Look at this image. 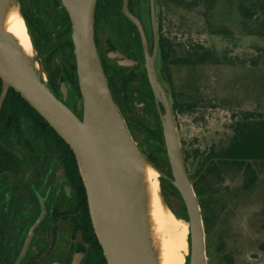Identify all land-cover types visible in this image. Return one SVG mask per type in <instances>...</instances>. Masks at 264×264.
<instances>
[{
    "label": "rangeland",
    "instance_id": "obj_1",
    "mask_svg": "<svg viewBox=\"0 0 264 264\" xmlns=\"http://www.w3.org/2000/svg\"><path fill=\"white\" fill-rule=\"evenodd\" d=\"M16 1L23 19H36L43 32L30 30L24 19L31 42L25 58L49 89L81 117L82 98L72 69L70 19L61 0ZM182 1L154 0L158 36L172 44L177 56L202 47L213 51L217 60L196 65H161L156 56L155 65L176 104L173 120L185 157L184 168L198 181L203 174V160L212 150L228 144L233 124L246 112L251 113V121L258 113H264V35L248 32L255 29V20L241 22L240 0H215L209 10L205 0ZM190 2L193 4L188 6ZM119 8L118 0H99L96 46L106 77L116 82L114 101L137 150L141 169L151 183L155 182L151 202L147 205L145 199L141 204L151 247L156 255L154 240L171 239L178 245L179 256L185 257L189 232L185 204L158 158L163 144L150 136L149 129H159L162 124L143 86L144 58L141 60L136 52L133 29L125 22L117 24L120 27L114 25L117 18L112 15ZM134 8L151 44L148 0H140ZM223 27L229 30L228 35L212 32ZM123 60L132 62L123 64ZM131 74L132 79L125 83L123 79ZM187 104L189 108H182ZM26 125L21 124L23 131ZM27 138L35 152L14 133L3 137L4 144L21 160L18 173L0 174V211L9 218L11 234L6 257L10 264H17L15 258L25 237L31 234L30 255L36 258L33 264H63L70 261L73 250H69L70 223L63 221L59 213L68 211L74 195L63 175L58 153L46 151L41 141ZM147 139L149 144L145 143ZM148 145L156 155L154 164L141 153ZM247 179L242 170L231 168L222 170L219 177L207 175L209 190L204 193L208 194L199 204L200 208L206 207L210 223L205 238L207 264H224L223 255L232 256L231 264H264V251L259 248L264 242V182L259 178L245 187ZM76 247L82 252L80 264H92L88 246L79 241Z\"/></svg>",
    "mask_w": 264,
    "mask_h": 264
},
{
    "label": "water",
    "instance_id": "obj_2",
    "mask_svg": "<svg viewBox=\"0 0 264 264\" xmlns=\"http://www.w3.org/2000/svg\"><path fill=\"white\" fill-rule=\"evenodd\" d=\"M148 3L151 49L143 22L130 12L128 0H122L121 9L140 36L146 77L159 109L173 184L188 216L190 264H207L201 208L183 165L170 103L156 72L155 5L154 0ZM61 4L70 19L82 116L78 117L49 89L17 45L1 38L0 110L8 89L13 88L69 145L81 172L90 218L107 264H156L131 165L137 150L112 97L94 39L96 0H61Z\"/></svg>",
    "mask_w": 264,
    "mask_h": 264
},
{
    "label": "trees",
    "instance_id": "obj_3",
    "mask_svg": "<svg viewBox=\"0 0 264 264\" xmlns=\"http://www.w3.org/2000/svg\"><path fill=\"white\" fill-rule=\"evenodd\" d=\"M139 1L140 0H128V8L131 13L141 19L140 15L135 12L134 8L135 4H137ZM198 1L199 0H194L193 2ZM205 1L208 2L207 10L211 9L215 2V0ZM118 2L120 3V8L116 10V12L112 15H115L117 18L114 21V25L120 24V22H125L132 27L134 36L136 38V44L138 45V49L136 50V52L138 53L141 60H143L144 57L142 54V46L138 30L136 26L123 14L121 10L122 0H118ZM175 2L182 3L183 1L175 0ZM187 4L188 6H190L193 3L190 2ZM98 6L99 0H96L94 12V28L96 27ZM238 10L240 18L242 20L241 22L245 23V21L247 20H255V29H249L248 32L255 34L256 36H263L264 0H240L238 2ZM25 20L30 30L39 32L40 34L43 33L36 19L25 18ZM117 26L120 27L119 25ZM212 32L220 35H228V33H230L229 30L224 27L220 29H214L212 30ZM70 44L72 45V40L70 41ZM149 47L150 49L152 48V42L151 44H149ZM172 47V44H170L167 39L161 37L160 35L158 36V61L161 65H165L167 62L182 65H196L205 62H216L217 60L214 56L213 51L209 49H203L202 47H200L201 50L192 49V51H187L184 56H177L174 48ZM101 63L105 72L104 62L102 58ZM72 69L76 73L75 61L72 65ZM157 76L159 81L161 82V76L159 72H157ZM132 77V74L126 75L125 79L123 80L125 83H127L128 80L132 79ZM142 79L145 91H147V94L151 99L153 112L158 114L159 109L156 106L152 90L149 86L144 66L142 67ZM107 81L112 93V97L114 99L113 86H115L114 83L116 82L110 80L109 78H107ZM164 89L166 91L173 115L176 107L174 97L168 92L167 88L164 87ZM182 108H189V104H187V107L184 106ZM160 110H163L162 106H160ZM250 118L251 113H244V115L233 124V135L231 136L228 144L224 147L219 148L216 151L212 150L207 154L206 158L202 162L203 174L199 175L200 180L195 181L194 178L188 174V177L191 181L199 204L203 202L204 196L208 194L204 193L205 191L209 190L207 175H216L219 177L222 170L229 168L242 170L243 173L248 177L244 185L245 187L252 185L256 181V179H259L258 174L253 165V160L264 159V113H258L254 121H251ZM157 120L158 123H160L159 119ZM25 122L27 123V125L25 127V130L23 131V129L21 128V124ZM149 130L151 132L150 136L156 139V141H159L161 144H163V153L159 152L160 155L158 158H160L162 163L164 164V167L166 169L165 172L167 173V175L172 177L169 161L166 155V148L164 146L162 127L159 125V129L155 127V129ZM9 132L14 133L22 143H25V145L28 144L27 146L30 147V151L35 152L34 148L30 146V144L32 143L28 140L27 137H30L32 141H41L46 151L52 150L58 153L61 161V166L65 169L66 176L70 184L73 186V188L76 190L80 197L81 207L84 211L88 227L92 232L94 243L96 244L97 250L99 252L98 255L100 257V261L103 264H107L103 256L101 246L99 245L96 235L94 234L91 226V219L89 216V208L85 193V187L74 153L70 149L69 145L55 132V130L48 124V122L29 103H27V101L23 97H21L18 92H16L11 87L7 91L6 97L3 101V105L0 110V172H14L21 167L20 158L13 151H11L3 142L4 135ZM145 143L149 144L150 139L145 140ZM152 152L153 151L151 150V147L149 145L141 149V153L150 164H154L156 160V155L153 154L154 152ZM182 159L184 163L185 157L183 156V153ZM201 214L203 218L204 232L206 238L210 230V223L207 220L206 207H201ZM186 221L189 225L187 212ZM187 243L188 253L184 257L183 264H190V232H188L187 234ZM259 248L264 251V242L259 245ZM221 260L224 262V264H231L232 256L223 255Z\"/></svg>",
    "mask_w": 264,
    "mask_h": 264
},
{
    "label": "bare ground",
    "instance_id": "obj_4",
    "mask_svg": "<svg viewBox=\"0 0 264 264\" xmlns=\"http://www.w3.org/2000/svg\"><path fill=\"white\" fill-rule=\"evenodd\" d=\"M0 38L3 41L10 42V43L17 45L18 48L21 50V53L23 54V56L26 57V53H28V51L31 47V42H30V38H29V35L27 32V28H26V24L24 22V19L19 13V8H18V4H17L16 0H2L1 1V4H0ZM131 159H132L131 165H132L134 180L136 183V193H137V196L139 198L140 205L142 204V202L145 201V199L147 200V205H149V203L151 202L152 196L155 194L153 192V190L155 188V182L153 181V183H151L149 177H147L148 175L145 176V173L143 172V170L141 169V166H140V162H139L140 160H139L138 154H134ZM170 220H171V218H170ZM168 221H169V219H168ZM156 222H158V221H156ZM160 223H161V219H160ZM159 228H161V227H159ZM172 231H175V229ZM167 233H169V232H166V234ZM156 234H158V233H156ZM182 236H184V235H182ZM154 244L156 246V255L154 254V251H153V254L155 256L156 264H183L184 257L179 256L178 245H177V243H175V241H172L171 239L170 240L164 239V241H160L158 239H155Z\"/></svg>",
    "mask_w": 264,
    "mask_h": 264
},
{
    "label": "flooded vegetation",
    "instance_id": "obj_5",
    "mask_svg": "<svg viewBox=\"0 0 264 264\" xmlns=\"http://www.w3.org/2000/svg\"><path fill=\"white\" fill-rule=\"evenodd\" d=\"M25 18L26 17H24V19ZM143 26H144V24H143ZM144 28H145V26H144ZM145 32H146V30H145ZM152 42H153V39H152ZM97 51H98V49H97ZM158 52L159 51L157 48L156 56H158ZM99 56H100V54H99ZM100 59H101V56H100ZM155 60H156V57H155ZM163 86L165 87L164 84H163ZM19 169L17 171H14V172H12V171L0 172V174H2V173L16 174L19 172ZM62 172H63V175L66 178V180H67V182H68V184H69V186L73 192V195H74L73 205L68 209V211L59 213V215L62 217L63 221L66 220L70 223L71 233H70V246H69L70 249L69 250H73L72 258L70 259V261L69 262L64 261L63 264H80L82 252L79 249H77V247H76V242H79V241L88 246L89 251L91 253L90 257L92 258V262H93L92 264H103L100 261V257L98 255L99 252L97 250L96 244L94 243V238H93L92 232L90 231V228L88 227V223L86 222V217H85L84 211L82 210V207H81L80 197H79L78 193L76 192V190L73 188V186L70 184V182L66 176V172H65L64 168H62ZM89 216H90V213H89ZM91 226H92L93 232L95 234L92 221H91ZM30 236H31V234H28L25 237L23 244H22V248L15 258V262H17V264H33L36 261L35 256L30 255L31 250H29V246H30V243H32L30 240ZM10 237H11V234L9 232V218L6 214L3 215V213L0 211V264H10L9 260L6 257L7 242H8ZM96 238H97V236H96ZM97 241H98V239H97ZM103 256H104V254H103Z\"/></svg>",
    "mask_w": 264,
    "mask_h": 264
},
{
    "label": "crops",
    "instance_id": "obj_6",
    "mask_svg": "<svg viewBox=\"0 0 264 264\" xmlns=\"http://www.w3.org/2000/svg\"><path fill=\"white\" fill-rule=\"evenodd\" d=\"M253 165L258 174V178L264 181V159H255L253 160Z\"/></svg>",
    "mask_w": 264,
    "mask_h": 264
}]
</instances>
